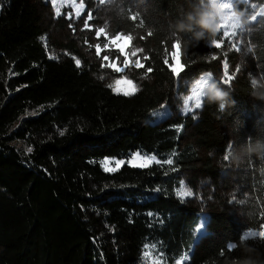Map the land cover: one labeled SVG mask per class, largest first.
Listing matches in <instances>:
<instances>
[{"label":"trees","instance_id":"trees-1","mask_svg":"<svg viewBox=\"0 0 264 264\" xmlns=\"http://www.w3.org/2000/svg\"><path fill=\"white\" fill-rule=\"evenodd\" d=\"M189 5L123 0V8L89 6L96 19L105 16L95 25L110 36H131L130 54L138 50L126 73L139 91L125 96L101 78V60L83 52L82 35H54L53 28L66 24L51 0H0V264H147L151 258L231 264L244 253L229 251L227 242L249 227L264 230L258 171L264 162L253 158L236 167L223 160L229 144L264 138V100L251 95L248 73L230 84L235 103L223 114L205 105L196 120L192 113L155 115L172 92L175 45L186 76L203 72L217 50L205 40L192 47L170 35V23ZM251 37L259 57L254 66L264 71L258 67L264 65V28ZM237 119L243 123L233 131ZM193 124V137L185 138ZM135 151L155 159L147 166L103 164ZM199 167L214 182L206 234L198 241L200 207L177 193L185 171ZM223 168L235 170V179L245 176L247 197L230 191L219 175ZM249 243L264 253V240Z\"/></svg>","mask_w":264,"mask_h":264},{"label":"rangeland","instance_id":"rangeland-1","mask_svg":"<svg viewBox=\"0 0 264 264\" xmlns=\"http://www.w3.org/2000/svg\"><path fill=\"white\" fill-rule=\"evenodd\" d=\"M90 1H92V4L94 5H99L98 3H95L94 0H56V6L60 7V15L57 16L56 7L53 5L51 0L55 16L61 19L62 23L66 24V26L63 27L59 26V28H53L54 35L56 37H64V35L69 32H71L72 34H79L80 36L82 35L83 52H85L92 59L95 57L96 60H101V65L104 67V70L99 72L101 78H104L113 87H117L115 84L116 80L126 78L127 80L132 81L137 87L135 81L126 73L128 68H126L123 72H117L113 68L108 66L110 63H114L118 67H123L124 57L123 55L112 56L118 52V50L113 45L109 44V40L114 39L115 36H110L105 27L103 28L105 29V33L107 34L106 36L105 34H101L99 38L95 36V32L98 31L99 28H101L95 25V23H100L101 19H104L105 16L102 13V18L96 19L94 10H92V8H89V6L92 5H89ZM236 2L242 6L248 7H251L252 4H264V2L260 0H236ZM81 4H83V8L80 10V15L77 17V7ZM98 9L100 10L99 7ZM89 12H91L92 14L91 20H88ZM85 22H87L88 28L84 27ZM102 36H104L106 40V43L104 45H101L100 43V39ZM121 43L127 45L126 50L128 51L129 58L132 61L133 58L130 54L131 42L129 44L128 41H121ZM250 43H253L251 32H241L235 36H223L221 41L217 43L221 46L207 57L206 63L208 64V66L205 69H202L203 72L192 73L187 76L182 74L184 66L179 59V53H177L176 50L178 46H176L174 48V51L172 52V63L170 66L171 68L179 69V74L174 72L176 76L175 80L172 83L171 95L169 99L158 108L155 113L156 117L163 118L169 116L170 114H182V109L184 106L183 101L189 94L192 82L202 73L210 71L214 74L216 80H222L223 77L227 75V73H229V75L232 77L230 84H234L237 76L241 73L252 72L253 74H258L259 70L254 66L256 62L254 54L248 51ZM106 44H109L107 48L105 47ZM96 45H99L101 48V52L99 55H97L96 52ZM104 56H108L109 59L107 61L104 60ZM139 61L142 64V61ZM119 87L121 89H124L128 87V85L126 83H121ZM201 111V109H197L195 113L192 114L195 116H200ZM193 129H196V124H193L190 129H187L184 132V137H193ZM154 159L155 156L152 154H142L139 151H135L129 158H105L103 160V164L106 168L113 169L125 162L136 165H147ZM230 169L223 168L222 170H220L219 175L222 176V178L228 184L230 191L236 197L243 198L248 190V187H246L247 180L245 179V176H243L242 179H235L236 172L235 170ZM213 182L214 181L212 177L206 174V171L201 167L189 169L185 171V174L183 176L182 184L184 188L190 190L193 194L191 197H185L184 199L198 204L200 207V212L202 214V223L199 229L200 235L198 237V241L202 236H204V234H206L205 219L210 208L211 188ZM180 189L181 186L179 190ZM197 246L199 247L200 245ZM183 262L184 261L181 260L178 264H183ZM147 264L158 263H155L154 259L151 258Z\"/></svg>","mask_w":264,"mask_h":264},{"label":"clouds","instance_id":"clouds-1","mask_svg":"<svg viewBox=\"0 0 264 264\" xmlns=\"http://www.w3.org/2000/svg\"><path fill=\"white\" fill-rule=\"evenodd\" d=\"M169 28L170 35L179 36L186 45L195 47L201 40L215 45L217 37L221 34L235 36L241 32L249 33L264 28V4H252L251 7H248L241 6L236 0H190L189 10L184 11L173 20ZM186 33L190 35L185 37ZM256 49L257 44L250 43L248 51L258 59ZM258 67L262 68L264 65L259 64ZM248 79L251 95L259 100H264V71H260L258 74L249 72ZM222 85H227V87ZM232 91L233 88L230 84L226 81L224 83L217 81L212 72L202 73L192 82L188 96L194 95L195 99L190 101L189 106L193 102H198L197 106L201 110L205 105L215 106L216 112L223 114L235 103L231 98ZM193 119H198V116ZM237 121H239V126L243 123L239 119L234 121L233 131L238 129ZM228 148L223 160L230 161L236 167L245 162L250 163L253 158L264 162V138L249 137L247 142L236 147L229 144ZM258 171L261 176H264V164L258 168ZM245 195L247 197L248 194ZM241 203H245V201L242 200ZM251 215L250 212L249 216ZM256 238L264 240V230H255L249 227L241 233L238 241L229 240L227 242L226 248L229 251L240 248L244 253L240 257L233 258L231 264H264V253L254 244L249 243L250 240Z\"/></svg>","mask_w":264,"mask_h":264},{"label":"snow or ice","instance_id":"snow-or-ice-1","mask_svg":"<svg viewBox=\"0 0 264 264\" xmlns=\"http://www.w3.org/2000/svg\"><path fill=\"white\" fill-rule=\"evenodd\" d=\"M95 3H98L99 5H105L107 4V8L105 10H110L112 6L114 5H118L119 8H123V0H94ZM52 3L53 5L56 7V15L59 16L60 15V7L59 6H56V0H52ZM83 8V4L79 5L77 7V11H76V15L77 17L80 15V10ZM92 19V14L91 12H89L88 14V20H91ZM131 20L135 21L136 20V17L135 16H132L131 17ZM84 27L85 28H88V24L87 22H85L84 24ZM101 34H105V36L107 35L105 33V29L103 27L99 28L98 31L95 32V36L97 38H99L101 36ZM149 35H151V33H149ZM222 36L224 37H228V36H225L222 34ZM131 36H124L123 34H117L115 35L114 39H110L109 40V44L113 45L117 50V55H123L124 59H123V67H118L116 64L114 63H110L108 66L113 68L115 71L117 72H123L126 68L129 67L130 64H132L133 62L131 61V59L129 58V53L128 51L126 50L127 48V45H124L121 43V41H128L129 44L131 42ZM177 41H179V38L177 37L176 38ZM109 44H106L105 47L107 48L109 46ZM215 47L219 48L221 45L220 44H215L214 45ZM176 47V45H175ZM232 47V45H231ZM235 50V49H234ZM138 51V50H137ZM137 51H133L131 53L132 56H136L137 55ZM96 52H97V55L100 54L101 52V48L99 45H96ZM104 60H108V56H104L103 57ZM80 61L77 59L75 61V64L79 67L80 65ZM143 65L141 64V62L139 61V59H137L135 61V67L136 68H140L142 67ZM223 67V66H222ZM150 71V69H149ZM172 71L179 74V69L177 68H172ZM232 77L229 75V73H227V75H225L223 77V79L221 80V83H224L225 81L230 84V81H231ZM121 83H126L128 85V87L124 88V89H121L119 87V85H121ZM115 84L117 87H114L113 88V91L116 92L117 94H123L125 96H131V95H134L137 91H139V89L136 87V85L130 81V80H127L126 78H122L121 80H116L115 81ZM110 87H112L110 85ZM195 97L194 95L193 96H188L187 99H185L183 101V109H182V114L183 115H188L189 113H195V111L197 109H200L198 106H197V103L198 102H193L191 103V105L189 106L190 104V101H194ZM195 117V115H193V118ZM229 150V148H228ZM28 151L30 152L31 149H28ZM150 162V161H149ZM168 163H171V161H168ZM141 166H147V165H141ZM177 195L181 198V200L183 201V199L185 197H191L193 194L190 190H187L184 188L183 184L181 185V189L178 191ZM197 231L199 230V228L196 229Z\"/></svg>","mask_w":264,"mask_h":264},{"label":"water","instance_id":"water-1","mask_svg":"<svg viewBox=\"0 0 264 264\" xmlns=\"http://www.w3.org/2000/svg\"><path fill=\"white\" fill-rule=\"evenodd\" d=\"M178 46V45H177ZM178 50H179V59H180V48H179V46H178Z\"/></svg>","mask_w":264,"mask_h":264},{"label":"bare ground","instance_id":"bare-ground-1","mask_svg":"<svg viewBox=\"0 0 264 264\" xmlns=\"http://www.w3.org/2000/svg\"><path fill=\"white\" fill-rule=\"evenodd\" d=\"M176 50H177V53H179L178 49H176Z\"/></svg>","mask_w":264,"mask_h":264}]
</instances>
